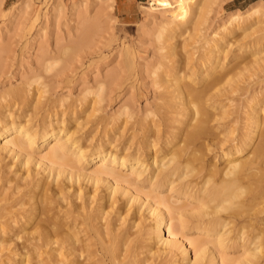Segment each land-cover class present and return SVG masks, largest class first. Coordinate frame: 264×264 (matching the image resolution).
Here are the masks:
<instances>
[{
	"label": "bare ground",
	"instance_id": "1",
	"mask_svg": "<svg viewBox=\"0 0 264 264\" xmlns=\"http://www.w3.org/2000/svg\"><path fill=\"white\" fill-rule=\"evenodd\" d=\"M148 1V10L155 8L156 0ZM159 4L163 26L179 35L200 10L194 0ZM224 41L215 44L211 61L198 62L200 78L177 65L155 71L157 86L174 87L161 104H178L180 111L149 110L142 138L128 143L119 138L131 116L128 105L110 125L93 121L100 131L89 137L69 124L82 104L51 97L46 84L31 80L0 90V264L17 255L24 264L34 257V264H259L264 229L252 221L264 212V99L254 93L246 100L247 120L223 108L237 84L233 74L237 80L236 72L245 71L227 66V54L219 53ZM173 53L171 46L165 55ZM214 149L212 160L223 158L222 166L203 163ZM195 170L199 182L178 180ZM131 175L143 176L152 189L144 191ZM161 186L169 193L158 195ZM172 192L185 202L176 203ZM231 222L240 225L229 234ZM246 226L253 227L250 237ZM190 227L212 238L189 237ZM232 243L253 246L233 257L223 250Z\"/></svg>",
	"mask_w": 264,
	"mask_h": 264
},
{
	"label": "rangeland",
	"instance_id": "2",
	"mask_svg": "<svg viewBox=\"0 0 264 264\" xmlns=\"http://www.w3.org/2000/svg\"><path fill=\"white\" fill-rule=\"evenodd\" d=\"M149 6L148 0H0V90L31 80L46 84L49 88L46 94L51 97L64 96L82 104L84 109L78 112V120L72 119L69 124L77 126L76 134L89 137L96 136L108 121L111 120L110 125L115 117L121 118L123 115L119 113L128 105L131 116L126 125L119 128V138L122 143H128L132 138L133 141L142 138L140 127L149 110L153 113L159 105L167 111H180L178 104L170 107L161 104L162 96L174 87L157 86L155 71H162L166 65H177L182 68L180 73L192 70L200 78L198 62L211 61L217 55L215 44L219 38L226 37L219 53L227 54L224 59L227 66L238 65L235 69L244 67L245 71L237 70L240 72H236L240 74L237 80L233 74L237 84L232 85L231 100L223 108L235 110L234 113L239 110L243 120H247L246 100L254 93L264 99V0H194L193 7L200 10L192 14L181 35L163 26L164 17L160 13L164 8L159 0L155 8L148 10ZM237 13L242 17L231 22L230 18ZM236 22L239 26L230 30ZM171 46L174 53L165 55ZM171 76L174 77L169 73L164 76L169 78L167 82L171 81ZM178 101L174 99L175 103ZM96 119H100L97 130L96 125H92ZM222 129L215 127L216 131ZM214 151L205 152L203 163L222 166L223 158L212 160ZM145 160L154 163L152 157ZM201 167L203 169V165ZM194 172L178 180L195 184L200 181L201 171ZM129 177L144 191L152 189L143 176ZM167 193V186H161L158 195ZM172 194L173 199L179 196L176 203L185 202L182 193ZM189 202L195 205L197 199L190 198ZM261 214L262 219L252 222L255 227L264 229V212ZM239 225L233 222L227 225L231 230L229 234ZM252 228L246 226L244 235L250 237ZM186 232L189 237L212 238L198 234L194 227ZM247 246L252 247L253 243L238 247L232 243L223 249L224 254L236 257ZM13 258L7 264H24L18 255ZM38 259L34 257L31 263ZM256 262L264 263V250Z\"/></svg>",
	"mask_w": 264,
	"mask_h": 264
}]
</instances>
